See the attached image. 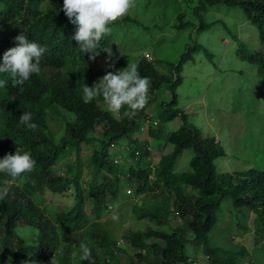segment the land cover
<instances>
[{
    "label": "trees",
    "instance_id": "obj_1",
    "mask_svg": "<svg viewBox=\"0 0 264 264\" xmlns=\"http://www.w3.org/2000/svg\"><path fill=\"white\" fill-rule=\"evenodd\" d=\"M47 1L0 0L3 4H0V64L4 53L18 46L15 38L19 35L47 49L40 61L39 74H32L22 86L14 85L8 73H0V80L6 81V86L0 88V159L19 150L21 154L30 153L36 161L30 173L14 180L0 173V188L11 181L7 184V196L0 199V253L5 251L6 256H13L10 258L12 264H19L27 254L37 255L38 251H50L43 260L50 258L52 252L60 251L61 264L74 261V264H118L121 259L125 260L124 264H137L131 258L125 259L124 252H115L117 241L111 231L103 228L100 222L89 225V215L85 212L89 199L97 219L102 218L109 204L118 198L121 178H124L136 184L130 197H141L155 189L159 192L160 198L151 206L144 200L133 202L131 207L137 218L172 226L169 216L173 213L184 223L183 227H170L174 229L171 233L150 228L124 235L125 242L135 248L144 264H193L185 252L189 243L203 248L204 255L209 257L207 264H237L239 258L248 257L249 254L242 250H237L238 258L224 257L220 251L232 250L213 247L210 234L219 222L223 202L230 200L236 211L246 209V219L250 214L256 215L255 244L261 246L264 240V170L251 168L244 172L218 173L215 161L225 157L226 152L214 136L205 137L198 128L186 122L166 133L168 125L179 120V116L181 122L185 121L186 115L177 109L176 88L181 83L179 74L183 66L199 46H188L176 64L162 59L149 60L141 55L143 58L137 69L141 77L150 81L148 101L132 118L124 115L127 106L119 115H113L102 96L84 103L83 86L93 87L107 74L104 71L107 67L103 69L101 65L118 60L116 55L109 60L108 53L103 51L116 50L112 43L116 35L112 29L124 23L134 24L137 20L126 15L110 25L111 32L99 42L100 54L90 60L92 53H82L77 42L71 39L76 25L64 14L63 0H51L46 10L41 9V4ZM184 1L187 4L195 2ZM199 3L210 7L217 4L241 6L264 40V0H200ZM242 48L244 52L248 50ZM121 51H125L124 46ZM244 52L241 51L243 59L257 69L264 96V53ZM163 69L172 71L171 76ZM164 90L169 92L170 98L164 99L159 110L154 111ZM24 112L32 113V122L37 125L35 130L20 124L19 118ZM56 116L65 121V134L59 140L49 120ZM151 139L159 142L157 148L151 144ZM162 140L165 143L159 146ZM121 146L127 151L125 160L121 155L112 157V151ZM170 146L174 151L164 154ZM84 148L90 150L88 164L92 168L91 179L86 183H82ZM187 149L193 154L189 169L179 172V157ZM156 153L161 156L153 162ZM64 160H68L67 173L60 169V162ZM103 172L106 175L97 180ZM70 188L75 191L76 203L59 215L57 225H52L45 219L41 207L44 192L48 190L59 195ZM143 205H148L146 212L141 209ZM18 225L38 229L39 244L27 245L16 232ZM51 228L54 233L56 228L61 229L65 244L58 237L50 238L48 229ZM238 228L251 230L240 224ZM188 233L193 239L187 237ZM81 242L91 249L88 260L79 259ZM126 253L131 256L128 251ZM248 264L256 263L250 260Z\"/></svg>",
    "mask_w": 264,
    "mask_h": 264
},
{
    "label": "rangeland",
    "instance_id": "obj_2",
    "mask_svg": "<svg viewBox=\"0 0 264 264\" xmlns=\"http://www.w3.org/2000/svg\"><path fill=\"white\" fill-rule=\"evenodd\" d=\"M199 1L187 4L184 0H135V6L127 15L137 21L134 24L124 23L112 29L116 35L112 38V43L116 46V50H112V56L116 55L118 60L102 64L101 68L107 67L104 71L115 73L126 68L128 63L138 65L143 58L141 55L146 56L148 53L155 60L162 59L176 64L177 58L188 46L198 45L199 49L195 55L183 66L179 74L181 83L176 88L177 109L182 114L184 112L185 121L181 122L179 116V120L168 125L166 133L186 122L198 128L203 136H214L221 142L226 152L225 157L215 161L218 173L244 172L251 168L264 170L263 85L256 67L244 60L241 54V51L244 52L242 46L248 49L245 54L264 53V40L257 26L251 22L241 6L217 4L210 7L200 4ZM51 3V0H48L41 4V9L46 10ZM123 46L125 51L122 52ZM163 72L167 76L172 74L169 69H163ZM168 95L169 92L164 90L158 97L154 111L159 110L164 99L169 100ZM54 118L49 119L50 127L59 140L65 134V121L60 116ZM150 142L154 147L159 143L155 139H151ZM162 143L165 141L162 140L159 146ZM165 150L167 151H162L164 154L174 151L171 146ZM83 152L82 183H86L91 179L89 173L92 172V168L88 164L90 150L84 148ZM126 152L125 146L118 147L112 151L114 154L112 157L121 155L125 160ZM160 156L161 154L156 153L153 162L158 161ZM192 157L190 149L181 154L178 160L179 172L189 169ZM60 165L61 171L67 173L68 160L61 161ZM58 168L59 166L55 169ZM105 175L106 172L98 175L97 180ZM19 183L22 184L23 180ZM130 187H136V184L124 179L120 182V194L113 202V208L106 211V215L100 221L103 228L106 224V229L111 231L118 244L129 231H146L151 228L171 233L174 229L170 227H183V220L176 219L173 213L169 216L172 226L168 223L159 225L157 221L137 218L134 208L131 207L133 202L144 200L151 206L152 202L160 198L159 192L155 189L154 192L141 197H129L134 194L132 191V195H126ZM44 199L42 206L47 211V217L55 224L58 215L67 212L75 204L76 195L72 188L59 195L47 190ZM147 206L143 205L141 209L146 212ZM85 210L89 215L90 224L95 222L93 204L89 199L86 200ZM247 217L246 209L244 212H238L230 200H225L219 213V222L210 234V244L222 250L231 249L232 251H220V254H225L224 257L227 258L240 257L236 255L239 252L237 250L247 252L249 256L243 260L239 258L237 264H248L250 260L256 264H264V243L257 247L255 244L256 215L250 214L248 219ZM238 224L251 230H240ZM16 231L20 237L27 240V244H36L39 241L40 233L33 226L18 225ZM55 232L59 237L63 235L59 228H56ZM187 237L193 239L190 233ZM125 246L121 247L126 248ZM127 247L131 256L124 252L125 259L131 258L137 264H144L137 251H133L130 246ZM116 251L123 250L117 248ZM185 252L192 259L204 256L203 248L196 247L193 243L187 244ZM60 256L59 254L55 264H61ZM10 258L13 259V256ZM51 261L19 264H51ZM124 263L125 260L121 259L118 264ZM0 264L12 263L10 259H1Z\"/></svg>",
    "mask_w": 264,
    "mask_h": 264
},
{
    "label": "clouds",
    "instance_id": "obj_3",
    "mask_svg": "<svg viewBox=\"0 0 264 264\" xmlns=\"http://www.w3.org/2000/svg\"><path fill=\"white\" fill-rule=\"evenodd\" d=\"M134 6L135 0H63L62 10L67 16L68 20L72 24L76 25L75 34L71 39L77 42L78 47L82 53H92L89 59L95 60L96 57L100 54L98 51V49L100 48L99 42L101 41L103 36L111 32L110 25L116 23L118 20L122 19L124 16L129 14L130 10ZM15 39L18 46L11 48L4 53L3 62L2 64H0V73H8L11 79L13 80L14 85L22 86L27 80H29L32 74H39L40 61L47 49L36 42L29 43L24 37V35H19ZM103 51H106L108 53V58L110 60L112 56L111 48ZM146 57L149 60H151L152 58L150 53H148ZM5 86L6 81L0 80V88H3ZM149 88V79L147 77H141L139 75L136 64L128 63L127 67L122 70L116 71L115 73L111 71L108 72L93 87H88L84 85L83 102L90 103L94 98L102 96L107 110L110 113H112L113 115H119L121 109L127 106L128 111H125L124 115L128 118H132L136 115L137 110L142 109L146 105L148 101ZM21 91H23L22 88ZM19 122L21 125H25L27 126V128L32 130H35L37 127V125L32 122V113L30 112H24L20 116ZM35 164L36 161L32 159L30 153L25 152L21 154L19 150H17L14 155L9 154L6 155L3 159H0V173H5L14 180L16 178L21 177L25 173H30L34 169ZM124 180L128 181L127 179ZM9 183H11V181H6L5 186L3 188H0V199H4L7 196L9 191L7 184ZM132 189L133 188L131 187L127 189V196L128 194H133ZM44 202L45 199L43 198L41 207L44 211L45 219L50 221V219L46 215L47 211L45 207L42 206ZM113 204L114 203H112L111 205L109 204L108 210H111V208H113ZM105 215L106 212L105 214H102V217H104ZM58 217L56 219L55 224L57 223ZM101 220L102 218L97 219L96 216L95 222H100ZM55 224L52 223V225ZM91 224L89 221V225ZM52 228L50 230L48 229V233L51 236L50 238L52 239L58 237L60 242L62 244H65V241L61 237H59L56 233L52 232ZM24 240L27 244V240ZM150 242L152 243V240ZM262 243H264V240ZM38 244L39 241L36 244L29 243L27 245L37 246ZM124 245H126V248L121 247ZM127 246L130 245L126 243L123 238L121 239V242L119 244L117 243L116 248H113V250L117 252L116 249L121 248L123 250L122 252H126L129 251V248ZM132 249L133 251H136L135 248L132 247ZM49 252L50 251L42 253V251H38L36 253L37 255L29 253L27 254L26 259H22L20 261L28 263L46 262L52 260L51 264H55L58 255H61V253L60 251L52 252L50 258L43 260L42 257L49 255ZM79 252L80 260L90 259L91 249L86 243H80ZM73 255L75 256L76 253L74 252ZM1 259L7 260L10 259V256H6L5 251H1L0 261ZM192 260L193 264H207L209 257L204 255L202 258H193ZM201 261H203L204 263H201ZM74 263L75 261L72 264Z\"/></svg>",
    "mask_w": 264,
    "mask_h": 264
}]
</instances>
